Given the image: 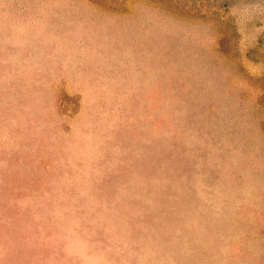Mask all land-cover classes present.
<instances>
[{
  "label": "rangeland",
  "instance_id": "obj_1",
  "mask_svg": "<svg viewBox=\"0 0 264 264\" xmlns=\"http://www.w3.org/2000/svg\"><path fill=\"white\" fill-rule=\"evenodd\" d=\"M0 264H264V0H0Z\"/></svg>",
  "mask_w": 264,
  "mask_h": 264
}]
</instances>
